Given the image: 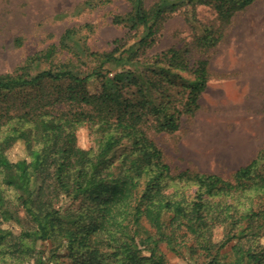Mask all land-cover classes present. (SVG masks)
Returning a JSON list of instances; mask_svg holds the SVG:
<instances>
[{
    "label": "trees",
    "instance_id": "trees-1",
    "mask_svg": "<svg viewBox=\"0 0 264 264\" xmlns=\"http://www.w3.org/2000/svg\"><path fill=\"white\" fill-rule=\"evenodd\" d=\"M130 1L131 28L143 29L134 43L116 39L111 51H92L70 29L59 46L0 75V264H57L63 247L72 264H170L163 244L177 256H186L184 249L198 252L205 259L200 264H264V211L256 209L257 199L264 202V148L224 178L173 170L148 132L175 133L183 115L196 114L209 83L208 61L191 69L189 51L177 49L155 59L153 67L163 75L194 74L182 109L154 79L155 68L145 79L128 68L135 49L156 41L168 14L211 4L229 20L256 0H158L151 10L145 0ZM218 40L200 37L202 47ZM84 57L93 64L90 70L77 69ZM161 62L166 68L156 66ZM97 82L98 90L91 92ZM152 88L159 98L148 94ZM85 126L100 138L99 150L78 145L77 132ZM16 144L27 156L14 162L8 151ZM125 144L119 159L110 160ZM35 175L42 180L38 193L32 187ZM79 200L83 204L74 208ZM17 209L30 223L20 235L3 227L21 222ZM244 219L248 230L235 231ZM225 224L231 226L228 236L215 243V227ZM233 240L234 260L224 262L221 252ZM56 242L47 259L39 243Z\"/></svg>",
    "mask_w": 264,
    "mask_h": 264
},
{
    "label": "rangeland",
    "instance_id": "rangeland-1",
    "mask_svg": "<svg viewBox=\"0 0 264 264\" xmlns=\"http://www.w3.org/2000/svg\"><path fill=\"white\" fill-rule=\"evenodd\" d=\"M157 2L145 0L146 9H155ZM132 13L130 0H0V75L13 73L28 57L52 45L59 46L70 29L76 30L77 42H85L92 51H111L116 39L134 43L142 36L143 29L131 28ZM164 20L156 41L135 49L128 68L144 79L152 77L158 56L173 49L186 50L191 69L197 68L201 60L208 61L209 83L199 101V110L194 116L183 115L177 132L149 130V135L163 150L173 170L192 169L230 178L264 148V0L236 10L229 20L223 19L211 4L180 8ZM205 35L219 40L216 45L202 47L200 37ZM69 45L77 48L74 41ZM84 62L77 69L86 71L93 67L85 57ZM166 65L161 62L156 66L166 68ZM155 69L156 82L168 87V94L182 109L188 93L185 86L194 80V74L171 70V75H163L159 67ZM160 77L171 79L172 84ZM99 85L97 82L90 86L91 92H96ZM148 94L152 98L160 97L157 88L150 89ZM77 137L81 148L99 150L100 138L87 126L78 130ZM127 147L125 144L114 151L110 160H118ZM8 156L14 162L26 158L25 147L16 144ZM32 187L35 193L40 191V176H33ZM83 202H74L73 207L78 208ZM259 207L264 211L261 199H257L256 209ZM16 214L21 222L4 223L3 227L20 235L23 226L30 223L23 209H17ZM249 223L242 220L235 231L248 230ZM226 229L231 226L215 227V243L228 236ZM235 243L233 240L221 252L224 262L234 260L231 247ZM58 245V242L39 243V250L49 259ZM161 249L170 264H200L205 260L198 252L191 255L188 249H184L186 256L175 255L165 244ZM57 254L63 256L57 264H72L66 247L57 250Z\"/></svg>",
    "mask_w": 264,
    "mask_h": 264
}]
</instances>
